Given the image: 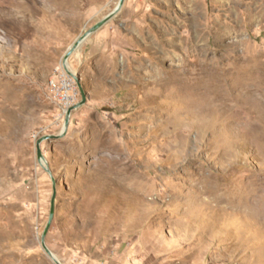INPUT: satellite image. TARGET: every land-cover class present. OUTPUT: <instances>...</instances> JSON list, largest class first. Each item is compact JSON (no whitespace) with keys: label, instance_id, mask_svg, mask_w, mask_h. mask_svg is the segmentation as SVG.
Wrapping results in <instances>:
<instances>
[{"label":"rangeland","instance_id":"1","mask_svg":"<svg viewBox=\"0 0 264 264\" xmlns=\"http://www.w3.org/2000/svg\"><path fill=\"white\" fill-rule=\"evenodd\" d=\"M119 2L0 0V264H57L54 195L62 264H264V0H124L66 128Z\"/></svg>","mask_w":264,"mask_h":264},{"label":"water","instance_id":"2","mask_svg":"<svg viewBox=\"0 0 264 264\" xmlns=\"http://www.w3.org/2000/svg\"><path fill=\"white\" fill-rule=\"evenodd\" d=\"M124 4V0H120L119 4L115 7V9H113L110 13H108L102 20H100L99 22H97L94 26H92L88 31H86L69 49V51L66 53L65 57H64V61H68L69 57L72 55V53L81 45V43L93 32H95L96 30H98L100 27H102L105 23H107L109 20H111L122 8ZM76 80L78 83H80V78H78L77 76ZM80 85V84H79ZM81 89V94H82V101L79 102L78 104L74 105L73 107H70L67 110L66 113V128L69 125V121H70V116L72 114V111L74 109H76L78 106L82 105L86 99H87V95L86 92L84 90V88L82 86H80ZM63 134V133H62ZM60 135H44L43 137L39 138L37 141V151H38V158L40 160H42L44 158L43 152H42V148H41V143L42 141L46 140V139H50V138H56L61 136ZM54 212H55V195L52 198V202H51V213H50V219L49 222L47 224V227L44 231L43 237H42V244L44 249L47 251V253L54 259V261L57 264H62L54 255V253L49 249V247L46 244L45 238H46V234L48 232V229L51 225V222L54 218Z\"/></svg>","mask_w":264,"mask_h":264},{"label":"built area","instance_id":"3","mask_svg":"<svg viewBox=\"0 0 264 264\" xmlns=\"http://www.w3.org/2000/svg\"><path fill=\"white\" fill-rule=\"evenodd\" d=\"M48 85L53 98L63 107L65 113L76 105L81 95L80 85L74 73L67 68L64 59L56 66Z\"/></svg>","mask_w":264,"mask_h":264},{"label":"bare ground","instance_id":"4","mask_svg":"<svg viewBox=\"0 0 264 264\" xmlns=\"http://www.w3.org/2000/svg\"><path fill=\"white\" fill-rule=\"evenodd\" d=\"M69 60V59H68ZM67 68L70 70V62L69 61H67ZM72 70V69H71ZM70 70V71H71ZM72 73H74L73 71H71ZM57 258V257H56Z\"/></svg>","mask_w":264,"mask_h":264}]
</instances>
